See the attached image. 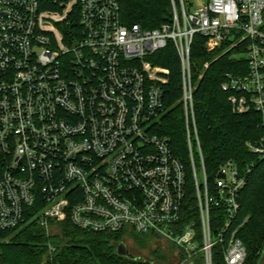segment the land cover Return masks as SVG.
Here are the masks:
<instances>
[{"label": "built area", "instance_id": "1", "mask_svg": "<svg viewBox=\"0 0 264 264\" xmlns=\"http://www.w3.org/2000/svg\"><path fill=\"white\" fill-rule=\"evenodd\" d=\"M195 1L170 0L169 20L149 29L122 21L121 0H0L1 243L31 212L29 221L46 229L68 219L94 232L133 230L172 242L187 262L200 255L212 264L220 245L224 264L244 263L246 248L231 222L247 169L226 160L209 187L190 50L197 34L207 51L248 40L246 71L226 73L221 87L233 112L259 113L263 133L245 144L264 157V0ZM168 42L180 61L196 204L187 220L184 164L165 137L149 132L166 111L169 76L150 57ZM212 207L224 208L215 228Z\"/></svg>", "mask_w": 264, "mask_h": 264}, {"label": "trees", "instance_id": "2", "mask_svg": "<svg viewBox=\"0 0 264 264\" xmlns=\"http://www.w3.org/2000/svg\"><path fill=\"white\" fill-rule=\"evenodd\" d=\"M122 21L129 25L140 23L143 28H155L170 18V0H121ZM205 38L195 35L190 50L191 77L193 83V117L204 160L209 187H212L218 167L226 160H233L241 171H245V185L240 190V209L231 222L237 227V237L246 248L243 264H257L264 251V157L250 151L247 141L258 139L263 133L259 126V113L232 111L228 100L230 92L223 90L222 82L228 72H244L247 68L246 43L227 48L221 44L212 51L204 47ZM150 59L154 64L169 70L168 82L164 85L163 104L165 112L154 122L149 132L163 136L173 154L184 164L187 185L185 207L195 215L192 169L187 145L185 113L181 95L180 61L172 42L156 51ZM192 128V127H191ZM192 142L194 137L190 132ZM196 168L199 156L196 145L191 147ZM34 209V208H33ZM27 220L10 231V240L0 243V264H164L165 257L157 249L153 259L119 255L116 247L123 241V231L94 232L74 226L70 220L55 223L56 233H47L36 220ZM212 228L218 227L224 218L223 207H212ZM245 215L248 219L243 222ZM54 228V227H53ZM125 243V242H124ZM54 250H49V245ZM198 264V263H197ZM199 264H204L200 261ZM212 264H224L220 245L213 249Z\"/></svg>", "mask_w": 264, "mask_h": 264}, {"label": "rangeland", "instance_id": "3", "mask_svg": "<svg viewBox=\"0 0 264 264\" xmlns=\"http://www.w3.org/2000/svg\"><path fill=\"white\" fill-rule=\"evenodd\" d=\"M177 2V0H175ZM187 5L193 3V0H184ZM195 1V0H194ZM196 2V1H195ZM194 4V3H193ZM232 46H227L230 49ZM248 219V215H245L244 221ZM61 221H55L58 223ZM54 227V228H53ZM49 226L46 231L49 234L56 233L55 226ZM123 241L125 242L129 251L138 257L143 259H153L154 261H158L156 259L155 251L158 249L163 256L165 257L162 261L159 262L164 264H182L183 262L186 263V260H190L187 257V253L179 248L177 245L173 244L170 241H167L165 238H161L157 235H152L149 233H137L133 230H128L127 232H123ZM1 243V242H0ZM194 259V262L197 264L200 263L201 256L197 255ZM191 262V261H190ZM260 264H264V257Z\"/></svg>", "mask_w": 264, "mask_h": 264}, {"label": "water", "instance_id": "4", "mask_svg": "<svg viewBox=\"0 0 264 264\" xmlns=\"http://www.w3.org/2000/svg\"><path fill=\"white\" fill-rule=\"evenodd\" d=\"M219 176L224 177L222 174H219ZM117 253L122 256H126L128 258H134L135 256L129 251L126 244L124 242H119L116 247ZM264 257V251L262 252L257 264H260L262 259ZM185 264H194L192 262H187Z\"/></svg>", "mask_w": 264, "mask_h": 264}]
</instances>
